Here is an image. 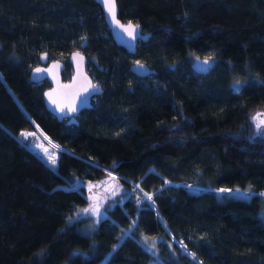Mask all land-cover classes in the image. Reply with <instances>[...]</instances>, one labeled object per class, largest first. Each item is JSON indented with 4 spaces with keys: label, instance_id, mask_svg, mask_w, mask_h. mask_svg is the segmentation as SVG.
<instances>
[{
    "label": "trees",
    "instance_id": "16d2710c",
    "mask_svg": "<svg viewBox=\"0 0 264 264\" xmlns=\"http://www.w3.org/2000/svg\"><path fill=\"white\" fill-rule=\"evenodd\" d=\"M116 1L119 20L149 34L135 54L95 0H0V264H264V128L253 119L264 114V0ZM75 45L104 91L68 124L30 72L43 53L64 56L68 81ZM206 54L209 72L194 73ZM134 61L156 73L134 75ZM36 127L58 146L56 171L17 139ZM109 173L134 194L84 234L79 181ZM145 237L163 240L144 248Z\"/></svg>",
    "mask_w": 264,
    "mask_h": 264
},
{
    "label": "water",
    "instance_id": "95a60500",
    "mask_svg": "<svg viewBox=\"0 0 264 264\" xmlns=\"http://www.w3.org/2000/svg\"><path fill=\"white\" fill-rule=\"evenodd\" d=\"M97 4L100 5L102 8L103 14H104V20L110 29L111 35L115 41V43L123 47L129 54H135L136 48L139 40H146L149 37V34H143L142 27L139 25L138 33L141 35H138L137 39L135 41H132L131 44L134 45V47H130V41L127 37L126 33H123L121 29H119L115 23L111 20L110 14L107 12V9L104 5V0H95ZM116 3V15L118 18V6L117 1ZM120 21V20H119ZM121 22V21H120ZM122 24L127 25L128 23ZM133 24V23H132ZM136 25V24H133ZM76 53L80 54V57L83 59L81 60L80 57H77L76 59H73L74 55ZM208 59V58H204ZM204 59H195L193 64L191 65V68L194 73L199 75H206L207 72H200L197 69V65L202 62ZM209 63L212 67V61L210 59ZM68 62L72 67V75L71 78L68 81L63 80L62 72L65 69V63L60 60H50L49 55L47 53H43L40 56V64L36 67H34L30 72V77L33 83L39 84L43 81H48L50 84V88L47 89L43 93V100L45 107L47 111L54 116L59 122L64 121L67 119L68 124H77L78 116L87 109H90L93 107V101L98 96H101L103 94V88L101 85L96 84L91 77V75L88 73L87 70V56L81 52L74 50L68 58ZM144 65L145 71L137 70L136 62L131 64L130 70L131 72L140 77V78H146L148 76H151L156 73V71L151 68L149 65L140 62ZM210 67V68H211ZM42 69L44 71L36 72V69ZM209 68V69H210ZM88 82H91L94 85H97L96 89L89 88L87 92L84 91V88L87 87ZM68 86V87H66ZM77 93H79V96L77 97ZM49 94H51V99L49 98ZM75 99V104L77 107V111L75 113L68 112L67 108H65L64 112L60 111V107L71 103L73 101V98ZM85 97L87 98L86 103H82L84 101ZM53 100H55L57 103H53ZM261 120H264V114L261 115Z\"/></svg>",
    "mask_w": 264,
    "mask_h": 264
},
{
    "label": "rangeland",
    "instance_id": "374dc122",
    "mask_svg": "<svg viewBox=\"0 0 264 264\" xmlns=\"http://www.w3.org/2000/svg\"><path fill=\"white\" fill-rule=\"evenodd\" d=\"M74 48L77 51H81L76 45ZM203 58L212 59L213 56L211 54H206L205 57ZM65 59L66 58L64 56L60 57V60L62 61H64ZM259 119H261V117H259ZM22 132H34L36 133V136H29L27 138H24L20 135ZM17 139L22 145L28 147L30 150L35 152L51 169L55 171L57 170L59 149L52 147V145L54 144L52 142L51 144L49 143L50 141L49 138L38 127H36L35 130H22L18 134ZM37 145H43V148H48L49 153H55V156H56L55 165H52L51 161L48 160V155L45 154V152L43 151V148L37 147ZM79 183H80L79 185L85 186L86 192H87V199H88L87 205L80 207L79 212H78L80 213L79 217L85 218V220L82 221V225H81V232L84 234L93 233L95 226L97 224L95 223V220L97 219V217L92 216L91 214L85 213L82 211L83 209H87L93 203V200L91 199V197L95 196L96 201L100 203L101 205L100 212L103 217L104 214H106V216L108 214L106 208H108L109 204H111L112 206L113 203L120 201L123 198H128L130 195L134 194L133 191H130V193H127L124 190V186L122 185L121 181L118 180L117 177H115L112 174L111 176L107 175L104 178L97 180V181H79ZM89 183L95 186L92 188L91 192L88 190ZM172 184L177 185L169 181H167L166 183V185H172ZM138 200L141 202L146 201V199H142L140 197L138 198ZM262 215L264 216V211L262 212ZM162 240H163L162 238H155L149 241L147 239V243H145V238H143L142 240L143 247L147 248L148 246V248H150L152 247L153 244H155V248H156V245H158V243ZM154 252L157 253L156 250Z\"/></svg>",
    "mask_w": 264,
    "mask_h": 264
},
{
    "label": "snow or ice",
    "instance_id": "6c2138e0",
    "mask_svg": "<svg viewBox=\"0 0 264 264\" xmlns=\"http://www.w3.org/2000/svg\"><path fill=\"white\" fill-rule=\"evenodd\" d=\"M104 5H105V7L107 9V12L110 14L111 20L115 23V25L119 29H121L123 31V33H126L127 37L129 38V41H130L129 46L130 47H134V45L131 44V42L135 41L137 39L138 35H141L140 33H138L139 25H133L131 22H128V24L125 25V24H122L117 19L115 0H104ZM77 57H80L79 53H76L74 55L73 59H76ZM80 59L82 60L83 58L80 57ZM197 59H199V58H197ZM136 65H137V70L145 71L144 65L141 64L139 61L136 62ZM210 67H211V65H210L208 59H204L202 62H200L197 65V69L200 72H207ZM41 71H44V70L39 69V68L36 69V72H38V73L41 72ZM237 84L239 85V82H237ZM66 87H68V86H66ZM89 88L96 89L97 85H94L91 82H88V85H87V87L84 88V91L87 92ZM234 90L239 92L240 89H239V87H236ZM78 96H79V93H77V97ZM49 98L51 99V94H49ZM75 99H76V97L73 98V101L71 103H68V104H65V105L61 106L60 107V111L64 112L65 108H67L68 112L75 113L77 111V107H76V104H75ZM86 100H87V98L85 97V99H84V101H82V103H86ZM53 103H57V102L55 100H53ZM253 119L257 120V123H256L255 127L258 130V132H259V130L261 128H264V120H260L259 119V114H258L257 117H254ZM20 135L22 137H24V138H27L29 136H36V133H34V132H22ZM49 143L51 144V141H49ZM37 147H42L43 148V145H37ZM52 147L53 148H57L58 146L52 145ZM43 151L45 152V154L48 155V160L51 161L52 165H55L56 164L55 153H49L48 148H43ZM109 176H111V173H109ZM93 187H95V186L92 185L91 183H89L88 190L91 192ZM218 191L221 192V193H224V192H232L233 190L232 189L221 188ZM235 192L237 194H239L240 190L237 189V190H235ZM260 195H264V193H261ZM144 196H145L146 200H151L152 199L151 195H149L147 193H145ZM244 198H247V197L245 196ZM91 199L93 200V203L87 209H83L82 211L85 212V213H89L92 216L97 217V219L95 220V223H99L100 218H106V214H104V216L102 217V214L100 212V207H101L100 203H98L96 201L95 196L91 197ZM79 216H80V213H77V217H79ZM70 219H75V218H70ZM135 224H136V221H132V225L135 226ZM130 231L131 230H129V232ZM128 234H129L128 232L124 233L125 236L128 235ZM147 239L148 238L145 237V243H147ZM152 247L154 248L155 244H153ZM183 247L185 249L187 248L186 245H183ZM191 255L195 256V253H192ZM200 264H202V262H200Z\"/></svg>",
    "mask_w": 264,
    "mask_h": 264
}]
</instances>
